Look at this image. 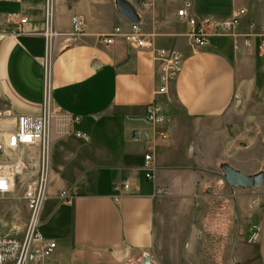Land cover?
Returning a JSON list of instances; mask_svg holds the SVG:
<instances>
[{"label": "crops", "instance_id": "0c3cea01", "mask_svg": "<svg viewBox=\"0 0 264 264\" xmlns=\"http://www.w3.org/2000/svg\"><path fill=\"white\" fill-rule=\"evenodd\" d=\"M129 1L152 46L183 55L165 95L156 94L150 51L121 36L102 42L115 27L130 30L116 0H51L50 39L43 34L47 0H0V25L20 12L30 21L19 37L0 38V130H14L19 115L52 112L49 197L39 231L57 242L63 264H141L145 255L156 264H264V191L230 186L218 171L227 163L257 173L230 162V153L242 141L232 134L237 107L264 94L260 38L245 44L251 24L257 34L264 28V0H190L199 20L245 11L236 38L211 35L199 48L177 16L185 0ZM76 17L82 36L72 35ZM151 103L164 124L147 120ZM41 151V144L19 150L27 172L18 182L35 178ZM124 182L127 191L115 189ZM75 185L79 196L62 202L59 191Z\"/></svg>", "mask_w": 264, "mask_h": 264}, {"label": "built area", "instance_id": "2783aa9c", "mask_svg": "<svg viewBox=\"0 0 264 264\" xmlns=\"http://www.w3.org/2000/svg\"><path fill=\"white\" fill-rule=\"evenodd\" d=\"M245 11L241 10L237 14L226 19H204L199 20L195 16L194 4L190 0H185L177 11L178 18L187 24L188 36L195 48L204 47L209 43L211 35H228L237 37L241 25V17ZM16 18L14 23L0 25V38L11 36L19 37L25 32V27L30 22L29 17L20 13L13 14ZM43 34L46 39L56 35L53 28V9L51 0H47L46 17ZM256 25H250V31L245 35V44L251 45L253 38L259 36L258 52L264 56V28L260 33H255ZM85 32L81 19L75 18L73 22L72 35L82 36ZM123 40L132 48L137 50H148L152 53L157 64V79L159 87L157 95H165L169 91V86L176 79L184 65L183 55L177 51H167L162 48L152 46L151 40L143 34L139 22H130V30L123 32L121 27H115L113 33L101 37L106 45L114 43L116 37ZM157 103L147 106V120L153 125L165 123V117L161 114ZM4 116L0 112V118ZM52 112L46 110L42 115H19L14 130H0V153H11L13 156L8 159H0V200L8 199L16 190L18 177L27 172L26 163L19 157V150L24 146H34L41 144L42 151L40 162L35 178L25 185L23 199L26 209L29 212L26 232L22 236L0 234V264H63L55 257L58 247L53 239L46 238L39 231V220L46 200L49 197V173H50V143L48 132L50 130V120ZM79 136H83L78 134ZM160 136L167 138V133L161 132ZM147 178H153L152 167L149 162L152 155L146 154ZM130 185L127 182L116 184L115 189L127 191ZM78 185L59 191L58 198L65 203H73L79 196Z\"/></svg>", "mask_w": 264, "mask_h": 264}, {"label": "rangeland", "instance_id": "374dc122", "mask_svg": "<svg viewBox=\"0 0 264 264\" xmlns=\"http://www.w3.org/2000/svg\"><path fill=\"white\" fill-rule=\"evenodd\" d=\"M246 100L237 107L238 124L233 126L232 134L238 135L240 140L247 142L248 147H239L238 142H235L231 147L230 162L236 158L248 171L264 172V94H256ZM218 171L223 177L221 167ZM32 179L30 178L28 182ZM26 184L17 180L13 195L8 199L0 200V234L22 236L26 232L29 216L23 199ZM257 189L264 191V185ZM39 230L44 232L45 229ZM253 240L255 237L252 236L249 241Z\"/></svg>", "mask_w": 264, "mask_h": 264}, {"label": "water", "instance_id": "95a60500", "mask_svg": "<svg viewBox=\"0 0 264 264\" xmlns=\"http://www.w3.org/2000/svg\"><path fill=\"white\" fill-rule=\"evenodd\" d=\"M116 6L120 15L129 22H139L140 17L137 9L129 0H116ZM137 135V133L135 134ZM241 147H248V143L241 141ZM223 177L225 181L234 187H241L245 189L260 188L264 185V172H258L250 175L246 174L231 165L224 163L221 165ZM141 264H156L151 256L145 255L141 259Z\"/></svg>", "mask_w": 264, "mask_h": 264}]
</instances>
